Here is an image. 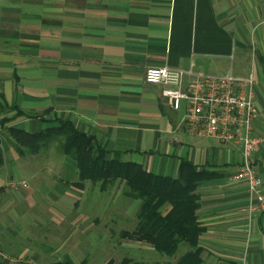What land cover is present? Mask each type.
Segmentation results:
<instances>
[{
  "label": "crops",
  "instance_id": "1",
  "mask_svg": "<svg viewBox=\"0 0 264 264\" xmlns=\"http://www.w3.org/2000/svg\"><path fill=\"white\" fill-rule=\"evenodd\" d=\"M161 67L185 72L183 86L188 75L253 76L264 194V0H0V100L24 113L5 126L35 134L67 122L156 176L177 179L182 161L207 168L218 177L196 191L203 260L264 264V212L233 180L238 151L187 132L162 87L144 82ZM51 156L17 154L26 175L15 161L0 179V264H91L95 238L111 233L117 198L90 197L89 183L74 185L75 161Z\"/></svg>",
  "mask_w": 264,
  "mask_h": 264
},
{
  "label": "trees",
  "instance_id": "2",
  "mask_svg": "<svg viewBox=\"0 0 264 264\" xmlns=\"http://www.w3.org/2000/svg\"><path fill=\"white\" fill-rule=\"evenodd\" d=\"M6 111H15V115L1 119L0 130L8 134L10 144L20 157L39 155L52 149L49 147L55 144L57 146H53L61 155L70 157L76 163V187L82 188L85 183L99 184L104 192L119 183V196L131 203H139L134 213V228L120 231L119 238L145 243L161 258H167L153 263L125 258L120 263L110 260L106 264H206L202 257L203 250L198 245V238L204 229L197 219L199 196L196 191L202 182L218 177L214 172L182 161L177 179L156 176L146 172L141 165L124 160L122 153L105 150L91 136L67 122H58L35 134L7 128V123L24 113L16 106L4 105L0 100V114ZM2 147L3 141L0 140V168L4 165ZM165 206L168 209L162 213ZM120 217L115 214L116 219ZM113 230L111 227V234ZM180 248H183V252L177 255ZM176 256L179 257L173 262ZM51 264L74 263L65 256Z\"/></svg>",
  "mask_w": 264,
  "mask_h": 264
},
{
  "label": "built area",
  "instance_id": "3",
  "mask_svg": "<svg viewBox=\"0 0 264 264\" xmlns=\"http://www.w3.org/2000/svg\"><path fill=\"white\" fill-rule=\"evenodd\" d=\"M181 70L148 68L144 82L161 86V98L174 111L182 114L187 132L200 138H210L234 148L240 164L233 180L247 187L250 209L264 212L262 178L254 161L261 139L255 133L259 110L255 101L254 79L231 74L222 77L189 76Z\"/></svg>",
  "mask_w": 264,
  "mask_h": 264
},
{
  "label": "rangeland",
  "instance_id": "4",
  "mask_svg": "<svg viewBox=\"0 0 264 264\" xmlns=\"http://www.w3.org/2000/svg\"><path fill=\"white\" fill-rule=\"evenodd\" d=\"M0 140L3 141V155H4V166L0 169V179L4 181V184L9 183L12 180V175H15V173L12 172L11 168L15 165V161L17 160L16 152L13 148V146L10 144V139L8 137V134L6 132H0ZM55 144H52V148L50 149V154L52 155L51 158L52 161L56 162L59 159V156L61 155L57 149L53 146ZM57 146V145H55ZM41 157H36L37 159L41 160L43 159ZM24 159V158H23ZM26 162V169L30 166L29 158L24 159ZM19 170H21L20 174L23 176L26 175V170L24 171L22 164L24 163L22 161H18ZM29 164V165H28ZM35 168V167H31ZM119 183H116L114 186L109 187L107 191L102 192L103 189L98 185H91L89 184V187L87 188V193L90 197H99L100 200L107 201L109 199H112L116 196L117 201L109 207L108 212L117 214V216L121 219H115L113 222H110V227L114 228L112 231V234L104 237L95 238V241L98 243L97 247L95 249V252L92 253L88 258V261L91 264H106L108 261L112 260L115 263H120L125 258H130L132 260L138 261V262H161L167 260V258H161L159 255H157L149 245L145 243H139L134 241H128L123 240L119 238V232L120 231H131L134 228V213L136 212L137 208L133 207V203L137 202H130L128 199L124 197H120L118 194V190L120 189ZM121 190V189H120ZM118 194V195H117ZM139 203H137L138 205ZM137 207V206H136ZM167 206L162 208V213L166 212ZM37 209V208H36ZM39 210V208L37 209ZM127 210H131L133 213L130 217L123 216V213H125ZM120 213V214H118ZM108 220V219H107ZM107 222V221H106ZM108 224V222H107ZM114 225V226H113ZM183 248H180L177 255L182 254ZM179 256H176L172 259L173 262L177 260Z\"/></svg>",
  "mask_w": 264,
  "mask_h": 264
}]
</instances>
